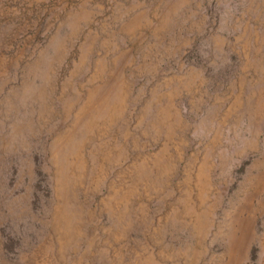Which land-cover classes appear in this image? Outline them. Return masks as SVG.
I'll list each match as a JSON object with an SVG mask.
<instances>
[{
    "label": "rangeland",
    "instance_id": "1",
    "mask_svg": "<svg viewBox=\"0 0 264 264\" xmlns=\"http://www.w3.org/2000/svg\"><path fill=\"white\" fill-rule=\"evenodd\" d=\"M0 264H264V0H0Z\"/></svg>",
    "mask_w": 264,
    "mask_h": 264
}]
</instances>
